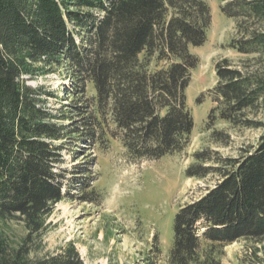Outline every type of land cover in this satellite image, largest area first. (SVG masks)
Listing matches in <instances>:
<instances>
[{
	"label": "trees",
	"instance_id": "16d2710c",
	"mask_svg": "<svg viewBox=\"0 0 264 264\" xmlns=\"http://www.w3.org/2000/svg\"><path fill=\"white\" fill-rule=\"evenodd\" d=\"M219 1L236 23L230 48L246 59L217 62L206 130L218 123L264 130V0ZM211 23L205 0H0V264H85L73 242L35 255L66 198L64 140L91 141L110 120L134 160L189 146L186 90L199 65L190 48L205 44ZM43 70L70 81L61 97L52 94L62 116L26 80ZM75 115L71 126L57 122ZM229 138L212 131L216 143ZM195 160L187 177L218 179L176 213L169 264H222L223 247L241 240L256 245L248 264H264V135L236 158L207 149ZM9 222L25 234L9 235L2 229Z\"/></svg>",
	"mask_w": 264,
	"mask_h": 264
},
{
	"label": "rangeland",
	"instance_id": "374dc122",
	"mask_svg": "<svg viewBox=\"0 0 264 264\" xmlns=\"http://www.w3.org/2000/svg\"><path fill=\"white\" fill-rule=\"evenodd\" d=\"M205 1L212 15L207 41L190 48L199 65L186 90L187 107L194 120L189 146L182 153L160 160H134L110 120H106L104 127L98 125L91 141L64 140L60 168L66 198L56 205L49 218L44 248L36 256L56 253L73 242L85 264H169L176 213L200 198L218 179L187 177L186 170L196 163L195 154L209 149L223 157L236 158L243 149L257 146L264 135L262 129L232 128L218 123L211 131L206 130L213 107L206 95L217 83V62L228 59L239 66L246 58L230 48L236 38V23L222 12L224 3ZM63 77L57 70H43L26 77L29 85L40 89L47 107L61 116V104L52 94L63 95L64 86L70 84ZM88 95L86 92L84 98ZM200 96H206L202 103L198 102ZM76 120H80L78 115L57 122L71 126ZM213 130L226 132L230 136L227 143L213 141ZM2 229L14 238L25 234L17 222L2 225ZM253 246L256 245L251 241L235 242L223 247L219 259L222 264L254 263ZM258 256L264 261L262 253Z\"/></svg>",
	"mask_w": 264,
	"mask_h": 264
}]
</instances>
